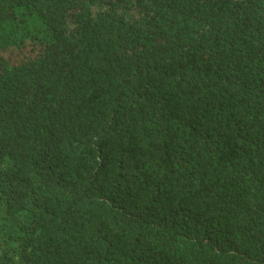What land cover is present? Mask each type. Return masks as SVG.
<instances>
[{
  "label": "trees",
  "instance_id": "obj_1",
  "mask_svg": "<svg viewBox=\"0 0 264 264\" xmlns=\"http://www.w3.org/2000/svg\"><path fill=\"white\" fill-rule=\"evenodd\" d=\"M0 264H264V0H0Z\"/></svg>",
  "mask_w": 264,
  "mask_h": 264
}]
</instances>
